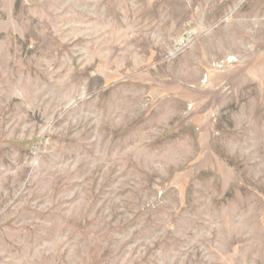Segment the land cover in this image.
<instances>
[{"label":"rangeland","instance_id":"1","mask_svg":"<svg viewBox=\"0 0 264 264\" xmlns=\"http://www.w3.org/2000/svg\"><path fill=\"white\" fill-rule=\"evenodd\" d=\"M0 264H264V0H0Z\"/></svg>","mask_w":264,"mask_h":264}]
</instances>
